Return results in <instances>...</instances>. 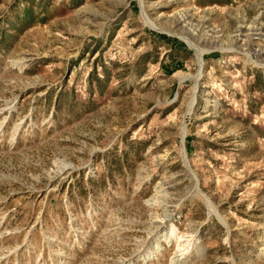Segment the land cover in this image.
Segmentation results:
<instances>
[{"label":"rangeland","instance_id":"obj_1","mask_svg":"<svg viewBox=\"0 0 264 264\" xmlns=\"http://www.w3.org/2000/svg\"><path fill=\"white\" fill-rule=\"evenodd\" d=\"M0 264H264V0H0Z\"/></svg>","mask_w":264,"mask_h":264},{"label":"bare ground","instance_id":"obj_2","mask_svg":"<svg viewBox=\"0 0 264 264\" xmlns=\"http://www.w3.org/2000/svg\"><path fill=\"white\" fill-rule=\"evenodd\" d=\"M145 11V10H144ZM144 14V13H143ZM155 27V26H154ZM191 42V41H190Z\"/></svg>","mask_w":264,"mask_h":264}]
</instances>
